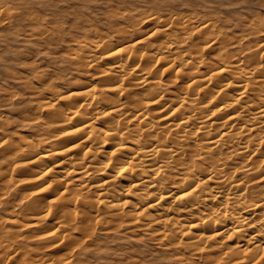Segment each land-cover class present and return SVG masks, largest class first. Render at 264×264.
<instances>
[{"label": "bare ground", "instance_id": "1", "mask_svg": "<svg viewBox=\"0 0 264 264\" xmlns=\"http://www.w3.org/2000/svg\"><path fill=\"white\" fill-rule=\"evenodd\" d=\"M161 19L146 20L157 27L146 36L130 40L134 26L114 44L100 38L85 43L88 59L78 51L75 60L86 73L101 66L88 83L64 80L47 92L34 87L38 106L49 114V136H18L23 146L12 147L13 161L37 170L31 172L38 193L48 191L47 202L58 201L71 220L44 228L50 208L32 199L38 204L26 203L22 221L14 214L0 218V233L19 223L37 232V241L56 244L67 230L70 237L79 226L83 234L88 225L109 220L146 230L152 240L177 241L211 263L264 260V204L248 198L250 184L264 183V39L251 45L221 36L223 49L208 67L201 54L219 44L215 23ZM256 33L264 36V29ZM245 43L234 51L233 44ZM157 64L163 69L156 71ZM6 172L13 186L24 183ZM12 244L0 234V253ZM18 252L10 253L15 264L72 261L69 255L44 260L48 255L29 262Z\"/></svg>", "mask_w": 264, "mask_h": 264}, {"label": "rangeland", "instance_id": "2", "mask_svg": "<svg viewBox=\"0 0 264 264\" xmlns=\"http://www.w3.org/2000/svg\"><path fill=\"white\" fill-rule=\"evenodd\" d=\"M150 16L162 18L161 21L167 18L169 22L188 18L195 24L204 21L215 23L214 32L220 36L219 44L206 48L201 54L204 65L208 67L217 61V55L223 49L221 46L225 43L220 42L221 36L231 39V42L244 38L243 42L248 41L251 45L264 39V36H258L261 33H256L258 29H264V0H0V143L3 142L0 144V218L5 219L14 214L22 221V214L26 215L29 211L27 202L31 200V203L40 202L37 207L50 208L51 212L42 224L44 228L46 225L57 227L64 220L66 223L71 220L68 214L67 216L61 212L58 201L47 202L51 200L47 199L48 191L45 196L38 193L41 192L39 183L32 179L37 170L19 166L13 161L17 155L12 147L15 149V146H23L18 136L28 139L49 136L44 131L50 125L49 114L38 106L40 96L33 94L34 87L47 92L54 84L62 81L74 83L78 80L88 83L92 74L94 77L99 76L101 66L93 67L86 73V67L75 60L74 54L79 51L78 55L85 61L89 56L82 51L85 43L92 39H104L108 45L114 44L123 38L127 29L134 26L136 32L130 40L138 35L146 36L157 28L146 22ZM158 35L154 39L156 36L159 39ZM235 46L232 45L234 51L240 53L246 43ZM260 49L255 46L254 51ZM154 67L156 71L162 68L159 64ZM98 84H102L99 79ZM162 84L163 89H170L165 82ZM261 161L259 163L264 168V162L261 164ZM5 172L12 174V179L14 177L16 181L18 177L22 178L24 183H17L14 187L4 177ZM263 186V182L250 184L248 198L264 204ZM38 198L43 201L37 202ZM32 199L37 200L35 202ZM59 220L62 222L57 223ZM18 224L8 223L0 233L9 235V241L13 243L9 249L6 248L7 254L0 253V264H15L16 259L12 256L17 250H20L19 257L23 256L29 262L48 255L43 259L62 261L69 255L72 257L71 264H221L217 261L208 262L205 256L188 252L189 249L177 241L152 240L153 237L146 230H133L126 225L117 226L109 220L88 225L89 234L87 230L82 234L78 226L70 236L72 239L67 236L71 233L67 230L68 232L62 233V240L56 244L54 240L50 241L52 239L47 240L48 242L37 241V236L34 237L37 232L29 229L27 231L30 232H27ZM25 236L27 237L24 238ZM43 243L45 249L40 247H43ZM37 245L40 250L36 249ZM255 264H264V260Z\"/></svg>", "mask_w": 264, "mask_h": 264}]
</instances>
